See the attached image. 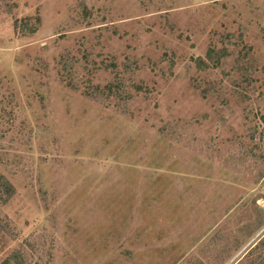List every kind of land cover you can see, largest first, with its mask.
Here are the masks:
<instances>
[{
  "label": "rangeland",
  "instance_id": "obj_1",
  "mask_svg": "<svg viewBox=\"0 0 264 264\" xmlns=\"http://www.w3.org/2000/svg\"><path fill=\"white\" fill-rule=\"evenodd\" d=\"M0 264H264V0H0Z\"/></svg>",
  "mask_w": 264,
  "mask_h": 264
},
{
  "label": "trees",
  "instance_id": "obj_2",
  "mask_svg": "<svg viewBox=\"0 0 264 264\" xmlns=\"http://www.w3.org/2000/svg\"><path fill=\"white\" fill-rule=\"evenodd\" d=\"M9 183L8 182H6L4 185H6L7 186V191L9 190V185H8Z\"/></svg>",
  "mask_w": 264,
  "mask_h": 264
}]
</instances>
